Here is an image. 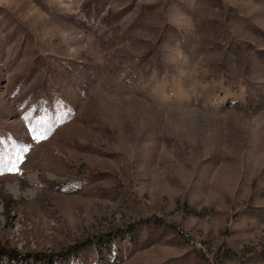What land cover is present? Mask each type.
Here are the masks:
<instances>
[{
  "label": "rangeland",
  "instance_id": "rangeland-1",
  "mask_svg": "<svg viewBox=\"0 0 264 264\" xmlns=\"http://www.w3.org/2000/svg\"><path fill=\"white\" fill-rule=\"evenodd\" d=\"M5 252L264 264V0H0Z\"/></svg>",
  "mask_w": 264,
  "mask_h": 264
},
{
  "label": "trees",
  "instance_id": "trees-1",
  "mask_svg": "<svg viewBox=\"0 0 264 264\" xmlns=\"http://www.w3.org/2000/svg\"><path fill=\"white\" fill-rule=\"evenodd\" d=\"M28 112L31 113V109H29ZM39 121L42 122V120H39ZM110 235L111 234H103V235H100L99 237L93 238L90 241V243L82 245L79 249H82V251H83V250L87 249V247H90V248H93V250H99L98 247L101 246L100 240L106 241L107 244H112L114 242V240H110V239H113V237H111ZM103 241H102V243H103ZM75 248L76 247L71 248V250L75 249ZM79 249L75 250V254L77 252H79ZM1 251H3V250H1ZM69 254H68V252L67 253L66 252H59V253H55V254H52V255L44 256L41 259V261H42V264H56L59 260L66 259L67 255L69 256ZM3 256L7 257L9 259L8 262H10L12 264H22V262L27 260V259H25V256H23V255L19 256L15 252H11V253L10 252L9 253L5 252V254Z\"/></svg>",
  "mask_w": 264,
  "mask_h": 264
},
{
  "label": "snow or ice",
  "instance_id": "snow-or-ice-1",
  "mask_svg": "<svg viewBox=\"0 0 264 264\" xmlns=\"http://www.w3.org/2000/svg\"><path fill=\"white\" fill-rule=\"evenodd\" d=\"M24 151H27V149H24ZM10 170H14V169H10Z\"/></svg>",
  "mask_w": 264,
  "mask_h": 264
}]
</instances>
